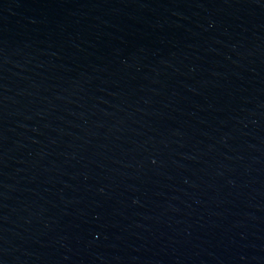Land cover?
Returning <instances> with one entry per match:
<instances>
[{
	"label": "water",
	"instance_id": "95a60500",
	"mask_svg": "<svg viewBox=\"0 0 264 264\" xmlns=\"http://www.w3.org/2000/svg\"><path fill=\"white\" fill-rule=\"evenodd\" d=\"M0 264H264V0H0Z\"/></svg>",
	"mask_w": 264,
	"mask_h": 264
}]
</instances>
